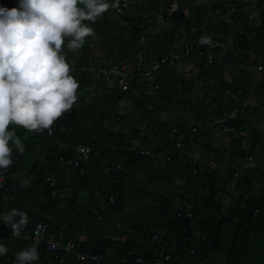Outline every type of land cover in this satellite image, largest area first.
Instances as JSON below:
<instances>
[{"label": "trees", "instance_id": "16d2710c", "mask_svg": "<svg viewBox=\"0 0 264 264\" xmlns=\"http://www.w3.org/2000/svg\"><path fill=\"white\" fill-rule=\"evenodd\" d=\"M18 3L19 0H0V5L7 6L9 8L18 6ZM114 9L115 8H110L104 13L102 21L95 27L96 36H90L87 38L85 45L79 51L80 57H74L71 54L68 55L70 63L74 70V75L79 80L80 86L78 88V100L74 103V106L71 109L70 113H67L66 111L54 123L57 127L61 125L65 126L66 130L60 133L56 131L54 135L48 136L47 129L40 132L35 130L29 131L23 127H17V132L25 143V151L22 152L19 161L15 165L5 169V171L9 175H16L17 173L20 174L19 170L22 169L24 158H26L27 156L30 158L28 170L27 168H24L22 171L27 170L26 174H34L35 178L30 183L29 188L26 190L27 192L23 191L21 193H18L17 195H13L12 193H8L0 189V213L10 210L11 207H18L28 212L29 221L26 226L30 225L31 222L34 223L42 221L48 223L53 229H56L57 225L55 223H58L59 221L61 222L60 218H58L57 221L54 222L51 219V214L49 215L47 214V212L48 210L53 211V208H56L60 201L57 198L53 199L50 197V191L53 187L50 185L48 175L54 173L56 179L55 189L60 193H64L66 195V198L69 200H74V197L76 196L79 189L86 190L94 186L98 193L97 197L92 198L94 207L87 206L89 207L88 211L87 207H85L84 210L86 212V216L81 221V223L78 224L75 222V220L72 222L70 221L68 224L70 226L72 225L69 228L70 231L66 232V230H68V225H64L62 231L64 232V236L66 234L67 238H71L75 241L78 237V234H80L82 231H85V233L87 232L86 234H84L86 235V239L82 241L80 245L81 251L92 250L94 252L105 254L108 256V261L116 263L119 260H113V257H111V255H108V252L111 251V244L109 243L111 241L108 239L110 233L108 231H100L99 229L101 228L102 224L105 225L106 223L111 225H118L116 223L113 224V222L116 220H113L112 218H114V216L119 217L124 209L122 192L125 184V182H123L125 176L135 178V175L138 171H140L141 168L153 171L154 175H150V178L157 177L159 179H166L172 178L173 174H175L174 167L168 168V166L174 163V161L172 163H168L165 161L155 162L150 158L141 157L135 150L131 149L132 141L134 139H137V137L141 133L140 129L144 130L142 137L143 143L155 147L157 146L158 148L161 146L169 147L170 140L168 139V134L170 130L173 127L180 128L182 125L181 123H179V121L177 122V120L173 123H170L162 122L158 119V114L161 111L165 110L169 104H175L173 109L181 110L186 107L187 111L194 109H196L198 112L202 111L200 115L201 118H203L202 120H204L201 121L202 123H204L207 121H214L215 119H211V117L218 116V114H216V112H218V108H221L222 104L227 105V107L231 106L232 102L226 101L223 94L219 95V93L226 92L227 85L221 82V87L219 88L218 83H216V85L214 83H212L213 85H210L213 81H210L209 79L211 75H215L214 77H216V79H222V73L224 74V72H226L228 63L226 64L222 61H216L212 66L201 64L199 65V70L196 77L191 81L184 80L180 77L176 65L171 67L167 66L162 70L161 76L165 79L164 82L161 83V89H159V91H157L153 95L145 93L144 88H132L126 93L116 92L117 95H122L124 98L129 99L130 103H132L131 100L133 99L134 110L131 116H133L135 119H139L142 122V125H144V128L135 127L133 129V125L131 129H127L126 131H116L114 127L118 125L120 121H118L117 123H115V120L112 123L109 122L112 121L113 118H116L117 114L114 113L115 115H112L113 112L109 110L110 107L105 108L104 106H102H111L108 101L109 95L107 94L111 91L103 85L101 86V88L105 91L98 92L96 89L97 83L93 81L88 69V66L90 64L105 65L109 64L110 62H116L124 56V49L134 43L132 37H134L136 34V27L134 26L128 32L118 24L116 26L112 21H110V16L114 15ZM128 19L134 21V24L137 21V19L131 16H128ZM113 27H120L119 30L123 33H126V35H123L124 40H114L115 36L112 37L111 35H109L108 37H106L104 35L105 32L109 33L111 30H113ZM255 35L264 38V26L257 29L255 31ZM102 36L104 38H102ZM94 39L97 41V45L100 48L105 49L104 59H102V57H94V51L92 48H90V44L95 41ZM103 41L106 42L108 48L105 46ZM257 51H259L260 53H264V47L261 50L257 49ZM103 60H106V63H103ZM242 60L243 59L238 58L232 60L229 63H237L241 62ZM213 70H216L218 72V75H216ZM177 82L180 83L179 85L181 89H178L177 86L175 87V84ZM198 87L205 89V91H201V95H198V93L196 92V90H198ZM206 91H208L207 94H214V96L216 97L213 98H216L217 100L213 101V98L211 97L210 101H207L206 99L209 95L205 94ZM228 91H241L243 95L245 94L244 91L239 88V86L231 88ZM135 92H138V95H136ZM91 93H94V95H91ZM177 95H180L181 101H178L176 99V97L179 98ZM120 99L118 98L119 101ZM105 100L107 101L105 102ZM151 100H153L154 103L153 111H149L146 107V104ZM172 102L174 103L172 104ZM177 105H179L180 107H178ZM222 109L223 107L220 110ZM123 116L124 115H122V117ZM198 120L199 119H197V121ZM106 123L109 124V126L113 129L111 130L108 128V126L106 127ZM232 123H235V120L228 119L224 123V125H229ZM113 124H115V126ZM9 127H11V125ZM184 129H187L186 134H188L190 127L188 128L184 126ZM210 133L211 131L207 132L204 137H210ZM208 134H210V136H208ZM241 138L242 137L238 136L233 137L230 140V148L236 149L240 144ZM79 143L91 146L100 154L101 157L105 156V158L107 159V163H103L100 160H93L87 165L84 173H79L78 170H74L70 182V186L74 188L72 189L64 186L67 185L63 183L65 173L64 168H62L58 164L57 160L59 154H68V152H65L67 150H61L60 146L67 145V147L70 149L72 146ZM203 143L202 145L205 154L206 143ZM36 146L41 147V150H39V152L36 151ZM33 153H35L36 155H33ZM249 155L251 154L242 155V157L244 158L243 160H245ZM42 156H44V158L41 160L40 157ZM115 164H118L120 166L117 174L113 173ZM241 164L242 163H239L237 167H240ZM234 169L228 168L227 174L230 176L232 174L234 175ZM186 170V177H195L193 179H195L200 187H205L208 185V183H211L212 186L209 185L210 194H217L219 192L220 189L213 188L217 173H213L211 176L206 175L202 177H196L191 174L187 165ZM256 174L261 176L264 181V174L256 172L245 173L241 178L235 179L239 200L242 196L241 191L246 192L249 196L250 194L253 195V197L255 196L252 192V179L250 176ZM40 197H42V199H40ZM111 197L115 199V203L109 206L110 209L108 207L106 212H101V214L104 215V220H97V215L100 214L98 213L100 203L103 202L106 204ZM261 197L262 198H258V200H250L251 198L245 199L244 206L242 208L240 207L241 209L232 208L228 211V214H221V216H224L225 214L227 215L224 218H220V220L223 221L221 223L222 226H224V224L226 223V226L228 227L227 221H232L231 219L234 216L238 217L237 221H239L240 216L241 218H243L241 221H245V223L239 224L238 230H234L235 233L232 239L233 242H235L237 239H242V235L247 233L248 221L250 219L258 220L262 216L264 207V201L262 200H264V194H261ZM170 198L172 197L164 196L162 199H160V201L163 202L161 206H163L164 212H166V210L168 209V204L171 200ZM34 202L37 203V207H39V209L35 213H33ZM204 202L206 203V201ZM68 206L69 201L66 202V207ZM66 207L64 210H66ZM199 207L200 206L196 205V208ZM256 207L260 209V214L258 217L254 218L252 216V212ZM213 220L215 219L213 218ZM209 221V219L204 220L202 218L193 219L191 217H188L187 214L185 215L183 212H180L178 215H175L172 220H170V223H172L171 228L169 226L164 228L167 231L166 233H163L164 238L168 242L177 243V249L182 250V248L189 245V238L187 236H190V238H194L196 236V233L194 232V235L193 231H206L207 237L211 236ZM218 224L221 225L220 223ZM135 225L136 227H139L134 230L133 234L134 236H137L139 238V232L137 231H145L146 225H138V223H136ZM5 226H7V224H5L4 222H0V228ZM183 227H185V230L182 229ZM198 228L199 230H197ZM241 228L245 229V233L241 230ZM182 230L186 237L181 243V241L175 239V232H182ZM102 233H107L108 237L101 238ZM142 233L143 232H140L141 235ZM15 243V248L19 249L22 244L21 241L17 240ZM133 243L139 244V241L135 240ZM116 249L117 248H113V251H116ZM118 250L121 251V249ZM175 251L172 253V260ZM146 256L148 258L147 260L150 261V253ZM46 257V252H41L39 260L33 264H46ZM4 258L5 255L0 256V264H4ZM70 263L77 264L74 261H71ZM227 264L234 263L230 262Z\"/></svg>", "mask_w": 264, "mask_h": 264}, {"label": "built area", "instance_id": "2783aa9c", "mask_svg": "<svg viewBox=\"0 0 264 264\" xmlns=\"http://www.w3.org/2000/svg\"><path fill=\"white\" fill-rule=\"evenodd\" d=\"M148 5H153L158 9L142 15L135 24L134 21L128 19V15H131L133 11L146 9ZM114 14L119 24L128 32L134 26L136 27L135 37L139 46L135 51L129 52L116 62L88 66L93 81L97 83L98 92L104 91L101 88L104 85L118 93H126L132 88H144L145 93L153 95L161 89V83L164 82L165 78L161 76L163 68L177 65L180 61L184 62L185 66L178 71V74L188 81L196 77L201 64L212 66L216 61L227 64L238 58L254 63L255 82L260 87V92L258 98L253 100L257 103L253 111H251V102L245 100L241 91H227L224 94L225 100L233 103L229 112L222 113L219 119L214 121L191 125L188 134L181 131L179 127H173L168 134L169 147L158 148L148 145L143 143L142 138H138L139 136L131 143V149L141 157L150 158L155 162H184L192 175L211 176L215 172L216 162L204 157V148L199 143L212 126L219 125L220 133L224 137L244 138L249 133L247 129L237 131L233 127L225 126L224 123L231 118L245 119L250 116L264 118V53L257 51L264 47V38L255 35V31L264 26V0H121L120 9H114ZM205 33L213 37L214 45L199 43V37ZM93 43L90 44V48L94 51V57L104 59V49ZM79 51L80 49L75 52L69 50L68 52L71 53L68 55L80 57ZM179 84L177 82L175 87L181 89ZM135 94L138 95V92ZM211 96L212 94H209L207 97L208 101ZM131 102L133 103V99ZM246 105L249 111H242L241 108ZM146 107L149 111H153V100L149 101ZM108 125L105 124L106 127ZM65 130V126L57 127L53 124L50 129H47V134L52 136L56 131L60 133ZM143 132L144 130L140 133L142 136ZM195 140H197V145L193 150L188 146L193 145ZM71 148L72 155L59 154L57 162L64 169H74L79 173H84L87 165L93 160L107 163L105 156L101 157L87 144L79 143ZM21 155V152L14 150V163L9 167L15 165ZM119 168L120 166L115 164L113 173L117 174ZM234 170L236 179L241 178L245 173L264 174V155L257 157L251 154L240 167ZM24 177H28L31 183L35 175H9L5 170H0V189L13 195L26 191L29 185L21 186ZM48 180L53 187L50 197L57 198L63 205L66 195L55 189L54 173L48 175ZM241 194L245 199L250 197L244 191H241ZM114 203L115 199L111 197L106 206ZM259 214L260 209L254 208L252 216L256 218ZM99 219H101L100 214L97 215V220ZM237 219V216L232 218L234 221ZM0 238H3L2 242L8 246L4 264H11L18 251L34 242H38L40 255L41 252H46V264H72L71 261L77 264H169L172 260V253L178 248L177 243L166 241L163 233L154 231L148 236V243L155 248L150 261L140 250L128 249L121 260L113 263L108 261V256L105 254L92 250L81 251L80 245L83 239L77 237L75 241L67 238L63 231H57L42 221L31 222L23 229L20 236H12L10 226L2 227ZM17 240L22 243L19 249L15 248V244H10V241L16 242Z\"/></svg>", "mask_w": 264, "mask_h": 264}, {"label": "clouds", "instance_id": "9594fccd", "mask_svg": "<svg viewBox=\"0 0 264 264\" xmlns=\"http://www.w3.org/2000/svg\"><path fill=\"white\" fill-rule=\"evenodd\" d=\"M121 0H19L18 6L0 5V170L14 163V150L25 151L17 127L29 131L50 129L78 100L79 80L68 51L81 49L96 36L91 22ZM214 45L213 37H199ZM11 125V127H9ZM30 185L24 177L21 186ZM29 221L18 207L0 213V222L20 236ZM0 238V256L8 246ZM40 257L38 242L15 254L12 264H33Z\"/></svg>", "mask_w": 264, "mask_h": 264}, {"label": "rangeland", "instance_id": "374dc122", "mask_svg": "<svg viewBox=\"0 0 264 264\" xmlns=\"http://www.w3.org/2000/svg\"><path fill=\"white\" fill-rule=\"evenodd\" d=\"M138 10L135 11V13H137L135 14L136 16H138ZM102 17L98 18V20L95 22L89 21V23H92L93 26L96 27L102 21ZM131 17H133V15ZM111 21L116 24L113 19ZM119 28H112L114 32L113 37L115 36L114 40L116 39V37H120L121 40H124L123 35H126V33L120 31ZM103 43L108 48L106 42L103 41ZM138 46L139 45L137 42L132 43L131 45H129V47H126L124 49V55H127L129 52L135 51ZM229 64L230 63H228L227 66ZM213 72L218 75V72L216 70H213ZM214 76L215 75H211L209 77L210 81H213L210 85H213L212 83H214L215 85L216 83H218V86L220 88V83H224V80L219 82V79H216V77ZM221 77H225L223 73ZM107 89L111 91L107 93L109 95L108 101L111 106H102H104L105 108L110 107L109 110L113 112V114L111 113L112 115H115L114 113L117 114L116 118H111L112 121H110V123H112L114 120L115 123L120 121L118 124V131H126L127 129H131L133 125V129L136 127L135 125H137V127L139 128H144V125H142V122L139 119H135L133 116H131L134 110L133 103H128L130 101H127L128 99L124 98L121 94V96L117 95L118 91H114L112 88ZM227 91L228 90H226V92ZM207 92L208 91H206L205 94L209 95V93L207 94ZM225 93H219V95H224ZM91 95H94V93H91ZM212 95V98L216 97L214 96V94ZM177 96L179 98L175 96L176 99L178 101H181L180 95ZM118 98H121L120 101L118 100ZM216 100V98H213V101ZM106 101L107 100H105V102ZM250 101L252 107L251 111H253V107L257 103H254L253 99H251ZM126 103L129 104V109L124 108L126 106ZM229 108L231 107L228 106L226 108H223L222 111L220 110V113L216 112V114H218L219 116L224 112H229ZM124 110H126L127 112H125ZM241 110L246 112L249 111L248 105L242 107ZM122 115L124 116L122 117ZM113 125L115 126V124ZM108 128L111 129L112 127L108 125ZM210 131L215 132V127L212 126ZM208 136H210V134H208ZM223 143L224 142L221 141V144ZM43 158L44 156L40 157L41 160ZM213 158L214 160L216 159L215 156H213ZM169 167H174L175 169L174 172L176 175L173 174L172 178H150V175H154L153 171L143 168H141L140 171L137 172L135 178L125 176V179L123 181L125 182V184L122 192L124 209L119 217L114 216V218H112L113 220L117 221H114L113 224L116 223L118 225H112L114 226L115 231H108L110 233L108 239L111 241L109 242L111 244V251L108 252L109 254H107L111 255V257H113V260L118 261L121 260L126 250L131 249L140 250L145 255H148L150 253L152 257L154 248L148 243V236L154 231L165 233V227L169 226L171 228L172 223H170V220H172L175 215L183 212L185 215L187 214L188 217H191L193 219H209L211 236L207 237V233L204 235L203 233H205V231H194L195 233L198 232L197 236H195L194 238H190V236H187L189 238V250L185 247L182 248V250L176 249L175 253L173 254V260L169 264H227L230 262L234 264H264V207L262 216L258 220L250 219L248 221V231L246 234L242 235V239H237L235 242H233L232 239L235 233L234 230H238V226L240 223H245V221H241L243 218H241L240 216L239 221H234L232 219V221L228 220V227L226 226V223L224 224V226H222L221 223L223 221L218 220V216L221 213L228 214L229 212L226 211V209H222V204L219 200L220 196L209 193V185L212 186V184L208 183L207 186L200 187L195 179H193L195 177L187 178L186 164L184 162H174L170 166H168V168ZM164 196L172 197L170 198L171 200L168 204V209L166 210V212H164V208L163 206H161L163 202L160 201V199H162ZM240 200V207L242 208L244 206L245 198L241 196ZM204 201H206V203ZM196 205L200 207L196 208ZM33 206V213H35L39 209V207H37V203L35 202ZM216 211L224 212H221L214 217ZM224 217L225 216L223 215L220 216V218ZM213 218L215 220H213ZM136 223H138V225H146L145 231H137L139 232V238L137 236H134L133 234L134 230L139 227H136ZM218 223H220L221 225H219ZM182 229L185 230V227H183ZM183 230L182 232H175L176 240L181 242L184 241L183 239L186 236ZM197 230H199V228ZM140 232H143L142 235L140 234ZM86 233L85 231H82L78 235H84ZM135 240H138L139 244H134L133 242ZM191 242H193L194 244L191 245ZM10 244L16 243L15 241H10ZM113 248H117L116 251H113ZM118 249H121V251H119ZM238 259L240 262L238 261Z\"/></svg>", "mask_w": 264, "mask_h": 264}, {"label": "crops", "instance_id": "0c3cea01", "mask_svg": "<svg viewBox=\"0 0 264 264\" xmlns=\"http://www.w3.org/2000/svg\"><path fill=\"white\" fill-rule=\"evenodd\" d=\"M145 8L146 9H140L137 11L138 16H136L135 14H137V13H135V11H133L132 12L133 17L138 20V18H140L142 15L153 12L154 10L158 9V7H154L153 5H148ZM132 15H128V16H132ZM112 19L115 21L116 24L121 26L119 24L118 18L115 14L110 16V21ZM115 29H117V28H115ZM113 33H114L113 30H111L109 33L105 32L104 35L106 37H108L109 35H111L113 37ZM102 38H104V37L102 36ZM116 39L121 40L120 37H116ZM132 40H134V42H136L137 39L134 36V38L132 37ZM93 44H97V41L94 42ZM104 51H105V49H104ZM105 61L106 60H103V63H106ZM184 66H185V63L180 61L176 65V68L178 69V71H180L184 68ZM223 75L225 77H222V79H219L218 81L220 82V81L224 80V83L227 85V87H226L227 90L234 88L236 86H239V88L244 91L245 94L243 96L245 97V99L247 98L246 99L247 102H249L251 99L254 100V99L258 98V94L260 92V87L256 85V82H255L256 69H255L254 63L251 62L250 60L243 59L241 62L230 63L226 67V72H224ZM201 91L203 92V91H205V89L198 87V90H196L198 95H201ZM104 93H106V92H104ZM127 101H129V99ZM173 101H175V100H173ZM128 103H130V102H128ZM173 103L174 102H172V104ZM174 105L169 104L168 105L169 108L167 107L165 110L161 111L158 114V119L162 122H170V123H173L176 120H177V122L179 121V123L182 124L180 127V130L184 131L185 133L187 132V129H184V126L189 128L194 123H199V122L204 121V120H202L203 118H201V115H200L202 111L198 112L196 109L187 111L186 107L181 109V110L173 109ZM177 106L180 107L179 105H177ZM222 107L226 108L227 105L222 104L221 108ZM124 108L129 109L130 108L129 104L126 103V106ZM221 108H218V113H220ZM126 110H124V111L127 112ZM220 116L221 115L213 116V117H211V119L214 118L216 120V119H219ZM197 119H199V120L197 121ZM230 120H235V123L225 125V126L233 127L237 131L242 130V129H245V130L247 129L246 131L249 132L246 137L241 138L240 144L236 149L230 148V146H229L230 140L234 136L224 137L220 133L219 125H216V127H215L216 131L215 132L212 131L210 133L211 134L210 137H207V138L204 137V139H203V142L206 143L205 144L206 152L204 154V157L206 159H210V160L211 159L214 160L213 156L216 157V159L214 160L216 162L215 172L217 171L216 173H218V172L219 173L217 174L213 188L214 189L215 188L220 189L216 195L220 196L219 200L222 204V209L223 210L226 209V211H229L232 208L241 209L240 208V201L241 200H239V197H238V191H237L236 180H235L236 178L234 177L233 174L231 175L232 177L227 174L228 168L234 169L238 166L239 163H242L244 161L243 160L244 158L242 157V155L252 154V155H257V157L264 155V118H258L255 116H250V117L245 118V119L244 118H238V119L231 118ZM135 126L137 127V125H135ZM114 128L116 131H118L119 125H116ZM140 131H142V129H140ZM250 131H252V133ZM142 137H143L142 134H139L138 138H142ZM221 141H223L224 143L221 144ZM203 142L201 141L199 144L201 146H203L202 145ZM234 142H235V140H234ZM195 145H197V140L193 141V145L190 144L188 147L194 150V149H196ZM36 147L39 148V149L36 148V151L39 152V150H41V147L40 146H36ZM60 149L61 150L66 149L67 150L65 152H68V154H65V155H72V148L69 149L67 147V145L60 146ZM62 154H64V153H62ZM33 155H36V154L33 153ZM29 163H30V158L26 156V158H24V161L22 164V169L19 170L20 174H18V173L17 174L18 175L26 174V171L28 170ZM24 168H27V170L22 171ZM64 172L65 173H64L63 183L67 184L64 186L74 189L72 186H70V182H71V178H72L71 176L74 172V169H64ZM250 177L252 179V182H251L252 192L254 193L255 196L253 197V195L250 194L249 198H251L250 200H253V199L258 200V198L261 199L262 198L261 194H264L263 178L261 176H259L258 174L253 175V176L251 175ZM97 195H98V193H97V190L94 186L89 188V189H86V190L85 189H79L76 196L74 197V200H71V199L69 200V199L65 198L63 205L58 203L57 207L53 208V211L48 210L47 214H49V215L51 214L52 221L55 222V221H57L58 218H60V220H61V222L59 221L58 223H55L57 225L56 230L62 231L63 226L68 225L70 221L72 222L75 220L76 223H78V224L81 223V221L86 216V212H85L84 208L87 206L94 207V202L92 201V198L97 197ZM68 201H69V206L66 207V202H68ZM101 201H102V199H101ZM262 201H264V200H262ZM65 207H66V210H64ZM108 207L106 206L105 203H103V202L100 203V208L98 210L99 211L98 213H100L102 220H104V215H102L101 212H103V213L106 212ZM88 209H89V207H87V211H88ZM91 209H93V208H91ZM109 209H110V207H109ZM221 212H224V211H221ZM221 212L216 211V214L214 215V217L217 216V214H220ZM221 214L218 216V220H220ZM64 221H65V223H64ZM60 224H62V225H60ZM71 226L68 225V230H66V231H70L69 228ZM113 228L114 227L111 224L106 223L105 225L102 224V226L99 230L100 231H115ZM241 230L245 233L244 228H241ZM166 232L167 231H165V233ZM197 233H196V236H197ZM206 233L207 232L205 231L204 235ZM193 234L195 235L194 231H193ZM78 237H80L83 240L86 239V235H78ZM105 237H108L107 233H102L101 238H105ZM193 244L194 243L192 242L191 245H193ZM185 248H189V246H187Z\"/></svg>", "mask_w": 264, "mask_h": 264}]
</instances>
